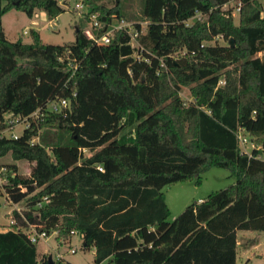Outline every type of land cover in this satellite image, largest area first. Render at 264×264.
<instances>
[{
  "label": "trees",
  "instance_id": "obj_1",
  "mask_svg": "<svg viewBox=\"0 0 264 264\" xmlns=\"http://www.w3.org/2000/svg\"><path fill=\"white\" fill-rule=\"evenodd\" d=\"M232 1L238 24L224 10ZM85 3L105 24L128 21L118 5ZM13 10L30 19L68 12L58 0H0V130L7 114L25 117L51 100L71 109L48 116L46 134L34 127L0 140V161L31 165L26 177L8 166L3 189L26 210L15 213L14 230L0 231V264H50L18 231L31 226L57 233L60 246L76 232L94 264H237V232H264V0H146L141 49L124 33L95 45L80 24L70 43L47 44L36 30L32 44L11 42L2 20ZM197 13L202 20L188 24ZM241 130L252 157L242 153ZM213 168L236 183L170 221L163 189L201 185Z\"/></svg>",
  "mask_w": 264,
  "mask_h": 264
},
{
  "label": "rangeland",
  "instance_id": "obj_2",
  "mask_svg": "<svg viewBox=\"0 0 264 264\" xmlns=\"http://www.w3.org/2000/svg\"><path fill=\"white\" fill-rule=\"evenodd\" d=\"M91 1L95 7L106 6L110 9L115 7V5H118L121 14L126 17L129 22L143 23V26H141L146 30L148 23L140 20L146 0ZM224 10H232L234 21L238 24V4L235 1H232L224 7ZM195 21L196 20H191L189 23L192 24ZM2 23L6 36L11 42L22 40L26 44H32V30H37L40 32L39 34L45 43L53 45H62L64 43L73 42L75 40L76 26L80 24L83 29L88 26L84 24V19H82L79 14H74L73 12H67L56 19H51L45 12L37 11L35 16L30 19L24 12L17 10L5 14ZM218 42L224 44L222 39H218ZM258 56L263 57L264 53H260ZM180 96L187 101L192 100L189 88L182 89ZM47 132L48 131L46 130H42L41 134H46ZM53 133L56 132L53 131L52 134ZM248 148L250 150L251 145L248 146ZM84 155L88 157L91 153L88 150H84ZM12 164L17 165V171L21 176L26 177L31 171L30 163L25 161L15 162L10 156H7L0 161V165L5 169V171H2V169L0 170V231L2 232L15 229L12 226V220L15 217L14 206L10 203L8 196L3 189V186L7 183L6 177L8 175V166ZM201 177V185H196L195 182H185L173 184L163 189V193L166 195L167 204L171 211L170 221H173L176 217L182 214L193 202H200L199 199H206L213 192L226 189L236 183V180L231 177L230 171L223 168L210 169L209 171L202 173ZM19 207L23 210L22 204H19ZM29 231L34 233L33 230L29 229ZM239 236L242 237V233H240ZM56 237L57 233L52 234L47 240H39L36 244L38 253L40 255H48L49 257H52L53 260H56V255L58 253H63L65 254L66 259L72 264H94V250L84 249L83 241L78 234L73 237L70 245L65 246H60ZM250 237H258L260 239L262 252H264V232H253ZM71 248L77 250L76 255L69 254ZM102 264L114 263L111 261H105ZM239 264H245V262L242 261L239 262ZM253 264H264V256H262L261 259L255 260Z\"/></svg>",
  "mask_w": 264,
  "mask_h": 264
},
{
  "label": "built area",
  "instance_id": "obj_3",
  "mask_svg": "<svg viewBox=\"0 0 264 264\" xmlns=\"http://www.w3.org/2000/svg\"><path fill=\"white\" fill-rule=\"evenodd\" d=\"M60 5H62L68 12L76 11L77 14H79L82 18L88 20V26L84 30V35L87 39L93 41L95 45L98 46H107L112 43L113 37L117 33H124L128 35L131 38L132 44L134 46H137L139 49H141L140 43L138 41L139 35L145 31V28H142V31L139 32L136 30L135 26L136 23H132L129 21H126L124 19H119L118 17H113L112 21L108 24H105L104 22L100 21V14L98 13H90L88 6L85 3V0H73L72 5H69L68 0H58ZM192 20H202V14L197 13L196 16ZM191 21V20H190ZM143 26V23H139ZM189 24V21H188ZM105 25H107L106 30L98 36L96 34L97 31L101 30ZM162 67H166L164 63H162ZM70 101L67 99H55L51 100L48 103H46L43 107L38 109L37 111L33 112L32 114L22 117L17 116L14 117L12 114H7L5 116V122H4V128L0 130V140L8 138V139H14L18 140L26 131L33 129L34 127L38 128L39 135L42 133V129L40 127V124L45 121V119L50 116L51 114H66V109L70 106ZM20 130V131H19ZM238 139L240 143V148L242 150L243 154H247L249 157H252V150L254 148V145L251 143L250 138L244 133V131H240L238 134ZM40 138L39 136L37 138H34L32 140V144L39 142ZM251 145V149L249 150L248 146ZM259 159L264 161V157ZM100 170H102L101 167H99ZM2 171H5L4 168H2ZM24 191V189H22ZM8 196V195H7ZM8 199L10 203L14 206V214L17 212L24 218V211L26 210L23 207V210L19 207V204H15L11 201L10 197L8 196ZM45 202L38 204L36 208H41ZM17 224L16 217L12 220V226ZM23 231V233L27 236L28 240L36 245L39 240H47L51 237V235H48L46 231H39L37 230V227L31 226L30 230H33L34 233H31L26 229L19 228L18 231ZM72 235H77L76 232H72ZM70 255H76L77 250L75 248H71L69 250ZM57 261H62L65 264H72L69 262L65 254H57L56 255Z\"/></svg>",
  "mask_w": 264,
  "mask_h": 264
},
{
  "label": "crops",
  "instance_id": "obj_4",
  "mask_svg": "<svg viewBox=\"0 0 264 264\" xmlns=\"http://www.w3.org/2000/svg\"><path fill=\"white\" fill-rule=\"evenodd\" d=\"M203 200L204 199H199L200 202H202ZM253 232L256 231L242 230L237 232V264L242 261L245 262V264H253L255 260L261 259L262 256H264L260 239L258 237H250ZM240 233H242V237L239 236Z\"/></svg>",
  "mask_w": 264,
  "mask_h": 264
},
{
  "label": "water",
  "instance_id": "obj_5",
  "mask_svg": "<svg viewBox=\"0 0 264 264\" xmlns=\"http://www.w3.org/2000/svg\"><path fill=\"white\" fill-rule=\"evenodd\" d=\"M231 44H232V46H234V40L233 39L231 40ZM69 108L71 109V103H70ZM49 261H50V264H53V258L52 257L49 258Z\"/></svg>",
  "mask_w": 264,
  "mask_h": 264
}]
</instances>
